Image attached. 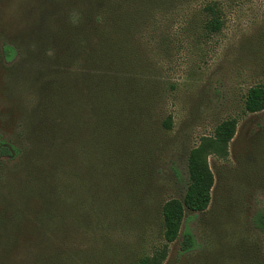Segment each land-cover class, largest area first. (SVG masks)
Segmentation results:
<instances>
[{"label": "rangeland", "instance_id": "1", "mask_svg": "<svg viewBox=\"0 0 264 264\" xmlns=\"http://www.w3.org/2000/svg\"><path fill=\"white\" fill-rule=\"evenodd\" d=\"M209 1L220 6L224 21L213 36L203 31L202 7ZM47 8L44 0H0V135L18 150L14 159L0 161V234L15 233L9 259L140 264L151 258L165 246L163 204L186 192L191 151L234 119L226 154H206L213 177L207 209L186 211L161 264H264L263 237L252 225L264 209V112L244 110L248 89L264 85V0H169L139 14L130 43L140 70L156 84L149 116L127 122L94 171L87 144L94 129L91 102L84 104L72 125L80 129L77 139H85L86 154L77 144L66 204L60 192L45 198L38 188L37 200L31 193L40 176L33 168L61 161L59 153L51 160L29 158L45 129V88L56 80L36 44ZM5 44L17 51L11 63L2 56ZM69 204L75 210L65 211ZM184 231L198 247L187 254L180 253Z\"/></svg>", "mask_w": 264, "mask_h": 264}, {"label": "trees", "instance_id": "2", "mask_svg": "<svg viewBox=\"0 0 264 264\" xmlns=\"http://www.w3.org/2000/svg\"><path fill=\"white\" fill-rule=\"evenodd\" d=\"M168 1L44 0L48 8L39 20L41 29L36 44L40 51L42 49L43 63L54 72L56 80L45 88V129H39L40 138L34 140L35 153L28 155L35 159L48 156L51 160L59 153L61 161H51L49 166L43 168L38 165V171L32 166L33 174H40L31 183L36 185L31 186V193L36 195L34 199L37 200V195L42 192L45 198L46 193L55 196L60 192L61 201L66 204L68 195L73 192L70 188L71 180L70 184L66 181L71 177L77 144L79 150L86 154V143L79 134L77 139L76 130L80 132V129H73L72 119L74 115H81V110L86 111L84 104L88 105V101L91 102L89 116L94 128L87 138L91 155L88 157L95 162L94 171L105 160L107 147L111 150L114 143L118 142L119 130L126 127L129 124L127 122L133 124L135 120L147 119L156 84L147 80L148 75L140 70L139 59L130 42L139 14ZM202 13L204 33L208 36L218 34L224 25L220 6L213 1L206 2ZM2 56L6 63H11L17 51L13 46L5 44ZM76 95L80 101L78 111ZM244 110L251 115L264 112V85L248 89ZM164 127L169 129L171 121H164ZM235 128L234 119L223 121L215 128L212 140L191 151L187 167L188 185L183 199L169 200L161 208L165 246L140 264H161L166 256L167 245L178 236L186 211L202 213L207 209L213 177L206 162V154L210 150L226 154ZM103 136L109 142L104 143L101 140ZM17 151L15 146L0 135V161L14 159ZM39 152L41 154L37 155ZM100 172H103V168ZM69 207L70 204L64 205L65 211H69ZM71 210H75L74 206ZM252 225L262 234L264 257V209L252 216ZM14 234L12 231L9 235L0 234V264H19L9 259L16 248L13 240L9 239ZM197 248L193 235L184 231L180 253L187 254ZM41 259L37 257L26 264H45ZM46 264H58V261L49 258Z\"/></svg>", "mask_w": 264, "mask_h": 264}]
</instances>
